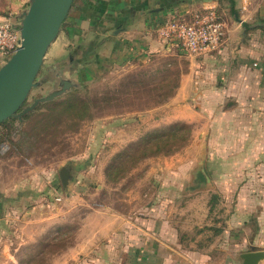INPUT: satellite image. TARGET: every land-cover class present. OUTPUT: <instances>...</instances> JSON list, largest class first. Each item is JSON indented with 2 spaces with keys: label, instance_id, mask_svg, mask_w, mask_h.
I'll return each mask as SVG.
<instances>
[{
  "label": "rangeland",
  "instance_id": "obj_1",
  "mask_svg": "<svg viewBox=\"0 0 264 264\" xmlns=\"http://www.w3.org/2000/svg\"><path fill=\"white\" fill-rule=\"evenodd\" d=\"M180 13L173 11L162 21ZM261 40L257 69L264 72ZM159 41L161 50L144 59L70 76L77 87L0 127V212L5 216L0 264H87L111 258L103 248L106 240L95 236L105 213L167 216L177 235V253L184 256H218L221 249L226 256L264 251V75L258 78V92L239 97L221 84L237 77L228 67L210 63L205 78L219 88L206 92L212 102L203 109L190 100L191 109L202 114L190 124L172 122L171 100L187 61L196 57ZM59 42L61 37L53 44ZM73 58L50 48L22 108L52 90L59 70L77 68ZM49 66L55 71L43 84ZM185 125L192 136L180 150L172 153L170 145L136 167L131 162L124 167L119 159L152 136ZM3 144L8 146L4 151ZM116 164L132 169L115 176ZM63 168L71 175L66 186ZM234 244L238 251L231 249Z\"/></svg>",
  "mask_w": 264,
  "mask_h": 264
},
{
  "label": "crops",
  "instance_id": "obj_2",
  "mask_svg": "<svg viewBox=\"0 0 264 264\" xmlns=\"http://www.w3.org/2000/svg\"><path fill=\"white\" fill-rule=\"evenodd\" d=\"M30 2L0 0V15L12 17L15 26L20 28ZM208 7L217 8L225 22L227 30L223 46L219 52L195 56L187 61V70L171 100V107L176 109L171 121L190 124L195 115L202 113L194 112L189 101H193L194 108L204 109L208 106L206 102L213 99V95H206V92L219 91L204 74L205 67L212 62H218L217 67L221 69L228 67L229 75L237 77L221 83L230 94L237 93L240 97V94L258 92V78L264 75L257 69V58L262 56L257 43L262 42L261 38L264 40V0H76L57 38L61 37V42L53 44L51 49L61 55L71 53L78 67L67 68V74L79 77L89 68L106 63H131L158 52L162 46L155 29L157 22H162V18H168L176 10L183 14ZM3 65L0 60V68ZM249 66L253 70L249 71ZM206 83L208 86L203 85ZM157 215L147 219L117 213L101 215L104 225L95 236L106 240L103 248L112 257L91 259L87 264H243L242 254L226 256L224 249L218 251V256L204 252L185 256L177 253V235L170 219ZM4 217L0 212L2 240ZM239 248L237 244L231 247L234 251ZM253 251L259 250L252 248L250 252Z\"/></svg>",
  "mask_w": 264,
  "mask_h": 264
},
{
  "label": "water",
  "instance_id": "obj_3",
  "mask_svg": "<svg viewBox=\"0 0 264 264\" xmlns=\"http://www.w3.org/2000/svg\"><path fill=\"white\" fill-rule=\"evenodd\" d=\"M74 0H31L30 6L20 21V47L0 68V125L23 107L45 65L46 55L57 40L65 21L73 7ZM15 22V20H13ZM16 23V22H15ZM63 64L58 65V68ZM47 67L40 82L46 84L52 75ZM69 69L59 70L54 87L22 113L33 111L39 104L53 101L72 88L78 81L67 74ZM54 81V80H53ZM71 178L63 168L61 179L66 186ZM243 264H260L264 261V251H253L241 255Z\"/></svg>",
  "mask_w": 264,
  "mask_h": 264
},
{
  "label": "built area",
  "instance_id": "obj_4",
  "mask_svg": "<svg viewBox=\"0 0 264 264\" xmlns=\"http://www.w3.org/2000/svg\"><path fill=\"white\" fill-rule=\"evenodd\" d=\"M158 37L174 44L192 56H208L219 52L226 37V25L217 8L208 7L157 22ZM20 47V28L10 16L0 15V60L3 64ZM8 146L3 144L2 150Z\"/></svg>",
  "mask_w": 264,
  "mask_h": 264
},
{
  "label": "trees",
  "instance_id": "obj_5",
  "mask_svg": "<svg viewBox=\"0 0 264 264\" xmlns=\"http://www.w3.org/2000/svg\"><path fill=\"white\" fill-rule=\"evenodd\" d=\"M73 3V7L74 4ZM65 24V23H64ZM24 107V105H23ZM25 109L21 108L14 117L10 118L9 120H12L13 118H21L23 116V112ZM21 112V113H20ZM28 114V113H27ZM25 115V114H24ZM8 120V121H9ZM8 121H5L0 125V127L7 123ZM192 136V132L190 129V126H179L171 129L167 133L163 134H157L152 136L150 139L144 141L141 146L138 147L136 150H131L128 153H122L119 155L120 160H124V167L127 165L128 162L132 163V167H136L138 163L142 162L143 160L152 157L157 156L163 153V150L171 145L170 152L174 153L178 150H180L185 144H187L188 141H190ZM121 166V164L118 166L115 165V168H113V172L115 173V176H118V174L123 173L122 176L127 172H129L132 168L125 169ZM124 169V172H123ZM200 178L203 180V176L200 175Z\"/></svg>",
  "mask_w": 264,
  "mask_h": 264
}]
</instances>
